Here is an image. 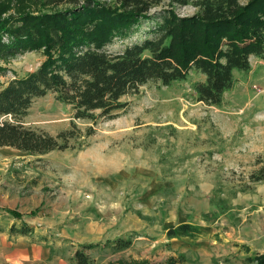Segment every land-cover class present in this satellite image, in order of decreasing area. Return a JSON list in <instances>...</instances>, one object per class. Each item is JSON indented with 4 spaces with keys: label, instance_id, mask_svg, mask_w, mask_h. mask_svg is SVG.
Listing matches in <instances>:
<instances>
[{
    "label": "rangeland",
    "instance_id": "374dc122",
    "mask_svg": "<svg viewBox=\"0 0 264 264\" xmlns=\"http://www.w3.org/2000/svg\"><path fill=\"white\" fill-rule=\"evenodd\" d=\"M19 4L0 0L1 17ZM173 10L197 12L192 4ZM44 58L41 51L0 58V86ZM202 78L149 82L123 97L127 105L112 117L94 120L73 117L54 93L34 99L24 123L65 132L66 146L41 155L0 147V196L10 203L0 206V222L31 224L33 239L70 264H78L76 251L90 264H256L264 254V180L251 174L264 161V57L251 58L221 106L194 99L189 84ZM181 223L194 230L169 237ZM119 239L130 245L116 248Z\"/></svg>",
    "mask_w": 264,
    "mask_h": 264
},
{
    "label": "trees",
    "instance_id": "16d2710c",
    "mask_svg": "<svg viewBox=\"0 0 264 264\" xmlns=\"http://www.w3.org/2000/svg\"><path fill=\"white\" fill-rule=\"evenodd\" d=\"M18 1L17 12L0 14V58L25 51H41L45 58L36 70L0 86V147L36 155L65 148V132L53 136L23 120L33 100L47 93L70 105L73 117L94 120L125 108L122 98L142 85L170 87L194 72L203 75L189 84L194 99L221 106L237 74L251 70V58L264 57V0H117L113 6L98 0ZM166 1L169 7L156 9ZM173 4H192L197 12L179 16ZM133 34L123 47L109 48ZM251 175L254 182L264 180V161ZM29 228L23 223L18 231ZM191 230L193 225L181 223L167 232L175 237ZM129 245L119 239L115 247ZM86 256L76 251L75 260L90 264ZM255 259L264 264V254Z\"/></svg>",
    "mask_w": 264,
    "mask_h": 264
},
{
    "label": "crops",
    "instance_id": "0c3cea01",
    "mask_svg": "<svg viewBox=\"0 0 264 264\" xmlns=\"http://www.w3.org/2000/svg\"><path fill=\"white\" fill-rule=\"evenodd\" d=\"M6 200L5 196H0V206L10 204ZM13 219L14 216L8 218L6 224L0 222V264H70L69 258H64L59 253L55 255L46 245L33 239L31 234L35 231L31 224H27L30 228L23 234L18 230L25 222L19 225ZM12 224L17 228L13 232L10 230Z\"/></svg>",
    "mask_w": 264,
    "mask_h": 264
}]
</instances>
